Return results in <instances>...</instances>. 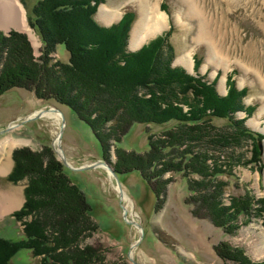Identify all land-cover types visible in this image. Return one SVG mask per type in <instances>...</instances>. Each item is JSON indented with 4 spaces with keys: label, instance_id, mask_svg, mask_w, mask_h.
<instances>
[{
    "label": "rangeland",
    "instance_id": "1",
    "mask_svg": "<svg viewBox=\"0 0 264 264\" xmlns=\"http://www.w3.org/2000/svg\"><path fill=\"white\" fill-rule=\"evenodd\" d=\"M14 1L24 10L28 28L25 30L22 23L13 19L11 25L7 22L0 23V33L4 36H9L11 32L24 34L34 57H41L43 44L30 24L32 9L39 0ZM151 1L159 4L166 14L167 27L136 49L131 46L130 41L140 15L137 1L106 0L97 8L95 20L100 25L109 27L119 22L127 12H131L134 20L127 45L130 52H136L152 40L169 34L168 43L174 49L172 67L182 68L190 76L203 78L208 85L215 86L220 98L227 95L228 88L240 93V101L244 107L252 108L253 112L248 116L244 111H238L233 117L235 121L244 120L245 127L257 133L249 126L248 121L254 119L264 126V112L261 113L264 105V0H200L208 19V30L213 36L212 46L217 49L220 59L226 61L225 64L209 62L208 45H196L194 42L198 22L187 14L184 0ZM102 6L118 11L119 19L111 24L101 21L99 10ZM178 17H182V22ZM189 53L192 55V71L176 63L177 58ZM49 58L51 65H59L67 63L69 55L63 46H58L49 54ZM195 59L198 67H194ZM1 70L2 65L0 72ZM223 77L224 91L220 85ZM50 109L60 112L58 121L41 115ZM184 109L186 112V106ZM29 118L33 119L27 120ZM224 123L226 120H214L218 127ZM171 125L172 123L163 126L134 124L118 147L128 152L144 154L149 150L148 137L159 135ZM9 127L8 132L0 135V146L7 140L12 145L6 146L5 150L0 147V165L5 167L7 159L14 161L16 152L28 151L41 155L43 163L51 159L63 166L66 177L84 193L90 205L91 218L98 227L96 232L85 234L80 242L82 248L92 246L100 249L103 260L97 264H264L263 153L261 162L254 166L220 161L225 172L232 169L235 174L233 179L226 175L217 180L202 179L185 171L159 174L161 166H158L156 170L150 171L156 175L152 182L153 187L160 191L157 196L139 171L117 175L114 171L117 153L112 142H109V149L104 155L88 124L64 105L53 100H40L32 92L22 88L9 89L0 95V132ZM58 139L60 144H57ZM252 147L251 142H246L228 152L244 154L249 161ZM61 156L72 168L102 164L96 168L76 171L65 167ZM23 162L27 161L23 159ZM207 163L213 166L212 161ZM108 167L117 175L116 179ZM210 180L213 185L218 181L227 185L219 201V206L228 210V215L226 218L222 217V220L215 219L214 213H208L211 208L209 198H205L208 199L207 202L196 203L195 212L201 218L191 214L194 206L190 202L194 201L192 198L196 195L190 193L189 182L207 183ZM8 184L6 180L0 179V204L3 201L2 193L10 186ZM12 184L26 188L28 180L25 178ZM123 193L129 199L127 202L121 198ZM196 200L199 201L198 198ZM123 208L126 209L130 223H125ZM241 208L247 209L239 215ZM3 210L4 207L0 205V215ZM212 218L219 221V226H216ZM11 221L7 216L0 221V237L13 241L23 238L24 226L21 222ZM216 248L227 259L220 258L216 254ZM11 264H39V259L34 258L30 251L21 250L13 257Z\"/></svg>",
    "mask_w": 264,
    "mask_h": 264
},
{
    "label": "trees",
    "instance_id": "2",
    "mask_svg": "<svg viewBox=\"0 0 264 264\" xmlns=\"http://www.w3.org/2000/svg\"><path fill=\"white\" fill-rule=\"evenodd\" d=\"M105 1L39 0L30 20L43 44L38 58L24 34L0 33V95L22 88L40 100H53L68 107L88 124L104 155L112 142L117 153L116 174L139 171L157 196L160 191L152 182L156 175L150 171L158 166L159 174L185 171L202 179L217 180L222 175L231 179L235 176L231 168L225 172L220 161L253 166L261 162L259 145L264 136L247 129L244 120L235 121L233 117L238 111L248 116L253 112L244 107L240 93L228 88L227 95L220 98L215 86L203 78L172 67L174 49L168 43L169 34L136 52L128 51L133 14L127 12L119 22L102 26L95 15ZM58 46L68 52V62L51 65L49 54ZM195 62L198 67L196 59ZM214 120L226 123L218 127ZM167 123L172 125L159 135L148 137L149 150L144 154L118 147L134 124ZM246 142L253 144L249 161L244 154L228 152ZM14 162L7 180H28L24 206L13 215L24 226V237L16 241L0 237V264H11L21 250L30 251L39 264L102 261L98 247H81L83 236L96 232L98 227L84 193L66 177L63 166L51 159L43 163L41 155L28 151L16 152ZM189 183L190 193L196 195L190 202L193 216L201 218L195 212L196 203L209 198L208 213H214L217 220L226 218L228 210L219 206L225 183ZM244 209L247 208L239 209V215ZM212 220L219 226V221ZM216 254L227 259L218 248Z\"/></svg>",
    "mask_w": 264,
    "mask_h": 264
},
{
    "label": "bare ground",
    "instance_id": "3",
    "mask_svg": "<svg viewBox=\"0 0 264 264\" xmlns=\"http://www.w3.org/2000/svg\"><path fill=\"white\" fill-rule=\"evenodd\" d=\"M138 2L139 5V18L136 23L134 30L132 32L133 36L130 41L131 46L136 49L143 45V43L149 38L158 34V32H162L167 27V17L166 14L163 13L159 4H153L151 0H134ZM187 8V14L191 16V18L197 19L198 22V30L197 34L194 38V42L197 44L205 43L208 45V59L209 62H216L217 64H222L226 61L224 59H220L217 54V49L212 46L213 36L210 35L208 23L206 19L205 10L202 6L200 0H184ZM0 23L7 22L11 25V21L13 19L17 20L19 23H22L23 27L28 28L25 23L24 10L18 5L14 0H0ZM120 14L118 11H111L106 6H102L99 10V18L106 24H111L115 20L119 19ZM182 17H178V19L182 22ZM18 24V23H17ZM21 25V24H20ZM21 25V26H22ZM32 35V34H31ZM35 39V37L32 35ZM178 64H182L187 67L190 71H192V55L191 53L186 56H181L177 58ZM216 64V65H217ZM221 89H225V77L221 80ZM224 91V90H223ZM58 112V113H57ZM264 112V105L261 109V113ZM59 111L55 109H50V111H44L41 113L42 116L53 118L55 120L60 119ZM63 117V116H62ZM249 126L255 129L256 131H261L264 133V126L260 125V123L254 119L249 120ZM59 140V139H58ZM57 144H60V140ZM11 146V142L7 140V142H3L1 144V150H5L6 146ZM264 148V144H263ZM61 151V150H60ZM106 165V164H105ZM5 167L0 165V171H3ZM5 171V170H4ZM120 186V185H119ZM121 192L120 187L118 188ZM121 197L123 201L129 200L126 197V194L123 193ZM134 217V215H133Z\"/></svg>",
    "mask_w": 264,
    "mask_h": 264
},
{
    "label": "crops",
    "instance_id": "4",
    "mask_svg": "<svg viewBox=\"0 0 264 264\" xmlns=\"http://www.w3.org/2000/svg\"><path fill=\"white\" fill-rule=\"evenodd\" d=\"M3 30V29H2ZM14 167V161L11 159H7L6 166H5V171H0V179L6 180V183H9L10 185L8 187V190L4 191L2 193L1 198L3 199L1 206L4 207L3 213L0 215V221L4 219V217L7 216V218L14 223V218L13 215L14 213L20 211L25 202V197H24V190L25 186L19 187L18 185L12 184L7 180L9 174L11 173L12 169ZM19 184V183H18ZM3 216V217H2ZM14 225V224H13Z\"/></svg>",
    "mask_w": 264,
    "mask_h": 264
},
{
    "label": "water",
    "instance_id": "5",
    "mask_svg": "<svg viewBox=\"0 0 264 264\" xmlns=\"http://www.w3.org/2000/svg\"><path fill=\"white\" fill-rule=\"evenodd\" d=\"M36 116H39V114L36 115ZM32 119H33V118H29V119H27V120H32ZM62 119H63V118H62ZM63 122H64V120H63ZM10 128H11V127H9V128H7V129L1 131V132H0V135H1L2 133L8 132V131L10 130ZM255 132H257V133H259V134H262V135L264 136V133L261 132V131H255ZM61 133H62V129H61ZM59 138H60V137H59ZM263 144H264V140L261 141L259 147H260L262 153L264 154ZM61 159H62V163H63V165H64L65 167H68L69 169L76 170V171H82V170H87V169L96 168V167H98L99 165L102 164V163H95V164L89 165V166H87V167L72 168V167L67 163L66 159H65L63 156H61ZM108 169H109V172H111L112 175H113V177L116 179V178H117V175L114 173V171H113L110 167H108ZM117 185H119V183H117ZM123 218H124V220H125V223H130V221H128V219H127L126 209H124V208H123ZM137 226H138V225H137Z\"/></svg>",
    "mask_w": 264,
    "mask_h": 264
}]
</instances>
